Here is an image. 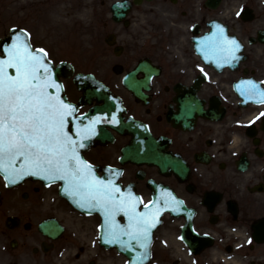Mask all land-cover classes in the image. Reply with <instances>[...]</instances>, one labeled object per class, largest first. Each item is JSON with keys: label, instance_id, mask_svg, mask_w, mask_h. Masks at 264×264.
<instances>
[{"label": "flooded vegetation", "instance_id": "1", "mask_svg": "<svg viewBox=\"0 0 264 264\" xmlns=\"http://www.w3.org/2000/svg\"><path fill=\"white\" fill-rule=\"evenodd\" d=\"M126 1L131 11L114 31L122 52L116 56L111 49L112 64H120L125 75L142 61L144 68L126 77L127 87L117 82L118 89H111L127 117L148 126L156 139V161L167 157L170 165L166 172L159 165H121L122 149L132 142L128 131L115 133L112 144L96 145L85 158L100 175L106 167L121 170V190L134 191L140 211L152 201L150 181L182 200L184 211L178 207L177 214H166L154 232L151 264H264V243L254 237L264 218V97L251 102L242 85L256 83L254 94L264 93V0H220L215 9L210 0ZM246 8L249 22L241 16ZM210 21L219 22L224 37L239 45L234 59L223 50L212 54L220 58L205 57ZM113 25L111 19L106 28ZM1 179L0 264L125 260L100 246L99 215L52 209L35 199L50 200V190L32 182L10 188ZM190 209L191 222L185 211ZM50 217L71 224L76 234L64 233L54 242L42 235L38 227ZM204 240H212V247L195 252Z\"/></svg>", "mask_w": 264, "mask_h": 264}, {"label": "snow or ice", "instance_id": "2", "mask_svg": "<svg viewBox=\"0 0 264 264\" xmlns=\"http://www.w3.org/2000/svg\"><path fill=\"white\" fill-rule=\"evenodd\" d=\"M208 40L214 55L223 50L235 58L234 52L239 49L235 40L222 35ZM5 52L7 59L0 60V172L5 179L15 181L27 175L63 181L65 192L78 199L81 207L97 208L103 213L108 229L105 242L110 238L123 244L126 236L129 246L135 242L146 248L156 223L155 214L148 205L143 213L137 211V198L131 193L125 196L112 181L98 179L92 166L80 158L83 141L95 134V125L102 118L89 119L83 126V118H79L75 133L79 139H75L70 135L69 123L76 109L58 93L51 94L50 90L60 85L52 78L53 69L45 60L47 52L33 51L20 37ZM247 84L249 93L254 94L256 85ZM111 122L117 123L115 116ZM121 214L127 217V227H121L116 220Z\"/></svg>", "mask_w": 264, "mask_h": 264}, {"label": "rangeland", "instance_id": "3", "mask_svg": "<svg viewBox=\"0 0 264 264\" xmlns=\"http://www.w3.org/2000/svg\"><path fill=\"white\" fill-rule=\"evenodd\" d=\"M45 1L0 0V38L8 33L11 26L23 27L32 33L34 45L48 48L55 58H58V53L63 50L62 57L75 60L76 57L73 55L75 52L72 51L74 36L71 35L76 34V31L68 29L66 32L60 33L58 28L67 21L78 19L77 15L80 12L86 13V11L84 9L78 12L74 9L68 10L67 4L65 8H62L63 12H56L46 17L43 16L44 13L35 11L42 7L44 5L42 3ZM82 6L89 7L90 4L86 1L82 3ZM47 19H50V22Z\"/></svg>", "mask_w": 264, "mask_h": 264}]
</instances>
